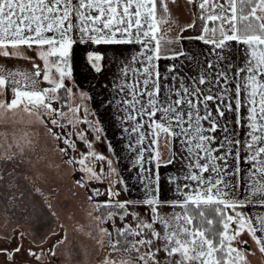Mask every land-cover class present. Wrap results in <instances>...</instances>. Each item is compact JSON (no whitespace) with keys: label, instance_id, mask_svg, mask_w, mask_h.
Segmentation results:
<instances>
[{"label":"snow or ice","instance_id":"obj_1","mask_svg":"<svg viewBox=\"0 0 264 264\" xmlns=\"http://www.w3.org/2000/svg\"><path fill=\"white\" fill-rule=\"evenodd\" d=\"M179 7L0 0V120L23 112L42 125L84 173L78 186L108 182L89 200L106 197L96 201L104 209L96 220L111 228L100 232L125 257L119 264H249L250 241L264 254V0H184V23ZM80 59L114 77L109 105L127 125L131 187L111 180L113 160L96 150L101 136L92 133L104 129L88 119L93 98L74 92ZM27 136L14 135L0 160L15 161L13 147L23 155ZM132 188L138 198H119Z\"/></svg>","mask_w":264,"mask_h":264},{"label":"rangeland","instance_id":"obj_2","mask_svg":"<svg viewBox=\"0 0 264 264\" xmlns=\"http://www.w3.org/2000/svg\"><path fill=\"white\" fill-rule=\"evenodd\" d=\"M79 91L83 90L74 88V92ZM89 104L90 101L88 108ZM89 112V120H98L92 109L89 108ZM31 119L19 112L7 113L0 120V154L8 150L14 135L19 140L28 133L27 139L32 142L23 155H19L15 147L11 149L17 153V159L11 164L0 160V176L3 177L0 180V264H102L105 257L119 264L125 257L113 251L108 236L100 232V228L109 225L96 220L104 211L95 210L96 201L106 197L89 200L94 189L106 192L108 182L78 186L76 181L84 173L66 163L67 157L57 147L59 142L52 139L42 125L30 122ZM106 121L100 124L103 133H92L93 138L101 136L100 141L95 142L96 150L113 160L119 175H112L111 180L123 177L131 187L136 183L135 170L131 167L134 154L128 147L129 134L124 133L126 138L119 135L121 128L127 125L113 127ZM160 151L164 158L169 156V148L163 141ZM116 188L121 189L122 185L116 184ZM139 195L138 190L132 188L131 193L122 192L119 198L135 199ZM17 247L19 252H15ZM50 249L55 251V256L50 254ZM29 250L41 258L37 260L29 255ZM7 253L13 254L11 260ZM247 259L249 264H255L252 255Z\"/></svg>","mask_w":264,"mask_h":264},{"label":"crops","instance_id":"obj_3","mask_svg":"<svg viewBox=\"0 0 264 264\" xmlns=\"http://www.w3.org/2000/svg\"><path fill=\"white\" fill-rule=\"evenodd\" d=\"M178 3L180 4V7L175 9V14L181 23L187 22V15L183 10L184 0H178ZM190 34L192 33H185V35ZM119 51V49H116V51L109 50L107 55L111 59L118 55ZM125 55H127V53H125ZM113 71H115L114 68ZM75 79L77 87L82 89L84 92L89 93V95L93 98L90 100L89 108L96 113L95 116L101 123H105V119H107V124L113 127H115V125H126L121 123L119 118L121 113L117 110L116 105H109V100H111L114 95L112 87L114 77L111 74L106 76L96 74L83 59H80L79 63L75 67ZM104 110H106V113ZM124 127L126 126L121 128L122 130L119 135L126 138L124 135L126 132L123 131ZM112 129L115 130V128ZM110 138H113V135H110ZM250 245L251 251L254 253L251 254L253 256L252 262H255V264H264V254H261L256 245L251 241Z\"/></svg>","mask_w":264,"mask_h":264}]
</instances>
